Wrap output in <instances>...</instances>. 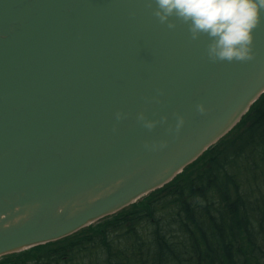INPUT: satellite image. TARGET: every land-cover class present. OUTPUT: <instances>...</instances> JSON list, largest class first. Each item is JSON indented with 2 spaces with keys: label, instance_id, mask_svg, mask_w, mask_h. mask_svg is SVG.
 I'll return each instance as SVG.
<instances>
[{
  "label": "water",
  "instance_id": "1",
  "mask_svg": "<svg viewBox=\"0 0 264 264\" xmlns=\"http://www.w3.org/2000/svg\"><path fill=\"white\" fill-rule=\"evenodd\" d=\"M154 8L0 0V256L164 185L264 92V22L253 60L213 61L206 35L175 17L169 29Z\"/></svg>",
  "mask_w": 264,
  "mask_h": 264
},
{
  "label": "trees",
  "instance_id": "2",
  "mask_svg": "<svg viewBox=\"0 0 264 264\" xmlns=\"http://www.w3.org/2000/svg\"><path fill=\"white\" fill-rule=\"evenodd\" d=\"M264 264V93L172 181L0 264ZM85 264V263H84Z\"/></svg>",
  "mask_w": 264,
  "mask_h": 264
},
{
  "label": "clouds",
  "instance_id": "3",
  "mask_svg": "<svg viewBox=\"0 0 264 264\" xmlns=\"http://www.w3.org/2000/svg\"><path fill=\"white\" fill-rule=\"evenodd\" d=\"M153 0H149L151 6ZM154 15L169 29L176 27L173 17L188 25L193 40L201 35L209 39L207 55L213 61H250L255 58V30L264 22V0H154ZM201 113L208 109L197 105ZM126 114L117 113V119ZM143 120V114L140 115ZM154 121H147L148 128ZM185 123L180 116L177 133ZM165 141L161 147H165Z\"/></svg>",
  "mask_w": 264,
  "mask_h": 264
},
{
  "label": "rangeland",
  "instance_id": "4",
  "mask_svg": "<svg viewBox=\"0 0 264 264\" xmlns=\"http://www.w3.org/2000/svg\"><path fill=\"white\" fill-rule=\"evenodd\" d=\"M84 263L86 264V261H83V263H82V264H84Z\"/></svg>",
  "mask_w": 264,
  "mask_h": 264
}]
</instances>
